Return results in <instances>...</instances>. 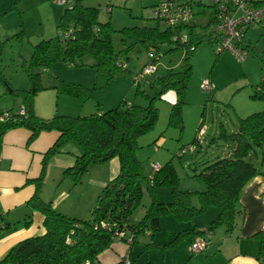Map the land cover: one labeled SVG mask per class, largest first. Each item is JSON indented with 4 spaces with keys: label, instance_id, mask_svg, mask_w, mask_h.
I'll return each mask as SVG.
<instances>
[{
    "label": "trees",
    "instance_id": "trees-1",
    "mask_svg": "<svg viewBox=\"0 0 264 264\" xmlns=\"http://www.w3.org/2000/svg\"><path fill=\"white\" fill-rule=\"evenodd\" d=\"M105 10L110 12L109 9ZM209 25L208 21L207 26ZM159 26L158 23L156 27L125 28L119 32L125 39H131L133 45L140 44L147 50L149 61L141 72L147 66L157 67L161 46H173L171 51L185 50L189 55L193 53L191 48L197 49L202 42L214 44L210 39H206L208 33L201 32L199 37L191 39L187 45H179L172 41L171 29L162 30ZM59 28L67 33L65 42L55 38L42 41L34 47L27 72L35 85V91H17L25 114L9 110L10 120L0 125V154L3 137L9 130H29L30 143L44 132L60 134L44 156L42 174L33 181L36 185L35 195L27 203L28 208L44 216L46 234L18 243L0 264H101L98 257L115 242H128L131 238L134 244L148 231L153 236L160 232L161 220L166 216H174L180 222H191L212 207L220 209V215L205 231H183L174 237L167 247L177 246L190 236L194 241L199 237L205 238L221 227L226 229L227 234H231L238 216L242 214L238 208L242 191L254 178L264 176L251 159L252 154L264 148V111L240 119L235 132L222 128L218 140L233 145V148L225 157L212 163L207 162L203 170L195 175L201 178L207 187L204 192L199 193L201 204L196 208L191 202L190 193L177 190L178 176L172 162L161 166L158 172L148 178L144 176L142 162L137 156L140 138L152 132L157 124L159 109L156 102L169 90L177 95L169 124H183L182 110L186 105L188 83L193 72L189 59L185 58L179 70H172L155 82L148 80L149 86L155 92L153 96L142 92L148 99L146 104L123 101L114 109H100L88 116L57 115L43 119L34 111L33 103L40 74L34 73L32 68L49 69L56 61H63L67 65L80 63L84 66V60L90 57L94 61L92 66L97 69L99 78L105 79V85L118 71L127 70V65L120 62V53L114 49L113 36L116 31L111 22L99 21V9L86 7L84 0H72V6L63 15ZM204 28L207 32L208 28ZM244 44L249 49L245 37ZM1 45L0 43V80L6 81L1 64ZM139 74L134 75V83ZM147 77L149 76L144 78ZM140 83L135 84L139 86ZM103 85L94 89L80 85H57L53 88L59 94L86 100L92 97L94 90L102 88ZM253 88L252 99L264 102V74L260 83ZM14 92L13 90L12 93ZM202 126L203 124L199 130ZM70 143L77 145L81 150V154L76 156L75 164L64 172V178L71 180L73 186H77L83 174L92 166L104 165L113 159H118L120 163L119 174L103 189L88 220L65 216L59 213L51 202H45L41 197L48 163ZM144 186L153 194L161 186H171L175 198L169 203L153 200L145 216L138 223H132L131 217L143 200ZM31 225V216H27L23 223L13 224L0 210V239ZM255 238L260 244L259 256L264 257V231ZM120 264H123V261Z\"/></svg>",
    "mask_w": 264,
    "mask_h": 264
},
{
    "label": "rangeland",
    "instance_id": "rangeland-1",
    "mask_svg": "<svg viewBox=\"0 0 264 264\" xmlns=\"http://www.w3.org/2000/svg\"><path fill=\"white\" fill-rule=\"evenodd\" d=\"M157 4L158 0H84L86 7L99 9L101 23L111 22L116 31L113 36L114 49L120 53V62L127 65V70L118 71L105 85V79L99 78L90 57L84 60V66L56 61L49 69L32 68L34 73L40 74L33 103L34 111L37 116L49 119L57 115L88 116L100 109H114L123 101L146 104L148 99L142 92L150 96L155 92L148 80L155 82L160 76L179 70L185 58H188L193 72L188 83L186 105L182 110L183 124H169L172 107L177 101L176 93L169 90L156 102L159 109L157 124L152 132L140 138L137 156L142 162L143 174L148 178L153 174L155 166L161 167L172 162L178 176L177 190L190 193L192 204L195 201L201 204L199 193L207 187L195 175L203 170L207 162H215L223 156L225 144L218 140L222 128L235 132L240 119L264 111V102L251 97L253 87L260 83L264 74V28H250L245 40L246 45L251 44L250 56L243 63L228 52L219 57L217 45L209 42H202L189 55L185 50L171 51L173 46H161L157 72L144 78L137 86L133 80L134 75L139 74L148 63V53L142 45H133L131 39H125L119 32L125 28L156 27L158 22L154 12ZM71 6L72 0L63 4L55 0H0L1 64L6 79L0 80V114L9 110H22L17 105L20 100L17 91H35V85L27 72L34 47L42 41L55 38L65 42L67 33L59 27L63 15ZM105 9L111 11L106 12ZM159 27L164 29L161 24ZM205 80L212 81L214 93L202 91L201 85ZM57 85H80L87 89L99 85L103 87L94 90L90 99L83 100L59 94L53 88ZM201 124L205 130L202 148L195 156H179L182 147L194 143ZM256 153L261 161L264 148ZM89 170L83 174L69 197L60 201L59 211L91 216L98 192L102 190L98 191L97 184L91 182ZM69 181L63 174L54 187L51 182L46 186L44 179L42 192L45 188L47 196L62 198V191ZM60 185L63 186L58 191ZM154 193L144 186L143 200L131 217L132 223H138L145 216L153 200L161 203L162 199V203H169L175 198L171 186H161ZM169 198L171 200L166 201ZM139 238L136 244L144 239V235Z\"/></svg>",
    "mask_w": 264,
    "mask_h": 264
},
{
    "label": "crops",
    "instance_id": "crops-1",
    "mask_svg": "<svg viewBox=\"0 0 264 264\" xmlns=\"http://www.w3.org/2000/svg\"><path fill=\"white\" fill-rule=\"evenodd\" d=\"M255 2L260 4L258 6L264 7V0H255ZM249 31L251 29H248L246 36ZM223 55L224 53L219 57ZM211 91L214 93L213 85ZM17 105L23 108L21 99ZM59 136L58 132H44L30 143L31 132L24 128H16L6 132L3 137L0 154V210L13 224L23 223L27 216H31L32 225L27 229L21 228L11 232L0 239V261L18 243L46 234L44 216L28 208L27 203L35 195L36 185L33 181L42 174L44 156ZM232 148L233 145L225 144L224 154L220 158L228 155ZM80 154V148L70 143L60 154L52 158L48 163L45 185H49L50 182L52 186L57 185L65 170L75 164L76 156ZM251 159L264 173V157L262 156L260 161V157L254 153ZM119 170L118 159H113L104 165L92 166L89 170L92 175L91 182L97 184L98 191H103L117 177ZM65 185L62 198L47 196L43 188L42 199L45 202H51L53 207L65 216L78 220L90 219L91 216L59 211L60 201L69 197L76 188L71 181ZM62 186H58V191ZM102 191L98 192L97 199ZM170 200L171 198L166 201ZM193 204L196 208L200 207L197 201ZM238 208L242 214L238 216L234 231L227 234L224 227L215 230L209 238L207 248L201 253L192 252L194 240L191 236L186 237L177 246L168 248L167 245L173 237L183 231L192 229L205 231L219 217L220 209L218 208H208L191 222H180L174 216H166L161 220V231L154 236L148 231L143 234V242L141 240L139 244H136L137 242L132 244L131 238L128 242H115L98 259L101 264H120L125 257H129L133 264H264V257L259 256V241L255 238L257 234L264 231V176H257L244 188Z\"/></svg>",
    "mask_w": 264,
    "mask_h": 264
},
{
    "label": "built area",
    "instance_id": "built-area-1",
    "mask_svg": "<svg viewBox=\"0 0 264 264\" xmlns=\"http://www.w3.org/2000/svg\"><path fill=\"white\" fill-rule=\"evenodd\" d=\"M56 2L66 3L65 0ZM154 14L164 29L173 31V42L187 45L191 39L199 37V33H208L206 39L217 45L218 54L228 52L240 63L245 62L250 56L249 49L244 44L248 29L254 26L264 27V7L257 6L254 0H158ZM205 26L208 28L207 32ZM191 51L194 52L196 49L192 47ZM156 70L157 68L152 65L147 66L135 77V83H140L145 76L153 75ZM201 88L204 92L210 93V81L205 80ZM21 114H25L24 109L21 110ZM10 117L9 112L0 114V125L9 121ZM204 135L205 130L201 128L194 143L181 148L179 156L194 155L202 148ZM160 169V166H155L153 173ZM210 236L197 238L192 244V252L195 254L203 252L207 248ZM123 264L133 263L129 257H125Z\"/></svg>",
    "mask_w": 264,
    "mask_h": 264
}]
</instances>
